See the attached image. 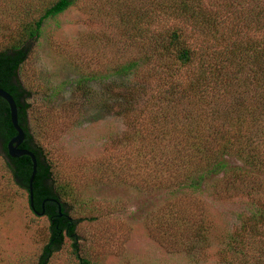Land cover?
<instances>
[{"label":"trees","instance_id":"1","mask_svg":"<svg viewBox=\"0 0 264 264\" xmlns=\"http://www.w3.org/2000/svg\"><path fill=\"white\" fill-rule=\"evenodd\" d=\"M25 1L13 0L12 4H19L17 10L6 11L15 25L8 45L0 50V89L16 105L17 124L24 134L20 148L29 150L36 161L32 209L28 194L31 162L26 156L10 158L6 154V143L15 132L2 99L0 155L13 184L24 191L31 213L48 221L47 241L36 262L46 264L64 237L70 240L72 252H78L75 228L80 219L69 214L78 201L69 184L58 182L53 166L51 174L49 160L28 129L29 92L19 81L18 68L43 22L78 0L43 1L39 9L30 5L38 0ZM2 2L0 12H4ZM145 2L146 8L133 5L130 13L119 18L142 56L113 69L125 78L115 101L119 116L127 117L132 111L130 116L136 121L130 138L135 155L144 159L143 165L153 176L165 178L178 190L197 189L206 175L221 173V181L233 177L245 181L248 189L243 196L260 193L261 202L254 201V210L240 219L238 229L226 239L225 251L219 254L222 264H264V186L254 188V182H247L264 171V0ZM139 67L144 71H138ZM225 158H233L241 167L224 169ZM242 167L249 171H241ZM105 170L112 172L113 168ZM164 213L162 224L168 236L173 232L180 236L184 223L192 226L182 204H171ZM193 228L197 246L205 240L206 230L201 222ZM179 242L185 247L188 244ZM188 247L194 249L191 243ZM76 257L78 264H90Z\"/></svg>","mask_w":264,"mask_h":264},{"label":"rangeland","instance_id":"2","mask_svg":"<svg viewBox=\"0 0 264 264\" xmlns=\"http://www.w3.org/2000/svg\"><path fill=\"white\" fill-rule=\"evenodd\" d=\"M12 1L1 3L0 50L15 25L8 10L19 4ZM43 1L49 0L30 5L39 9ZM145 1H76L43 22L18 68L19 81L29 92L28 129L49 160L51 174L53 166L58 182L69 184L78 201L69 213L80 219L75 228L78 252H72L64 237L46 264H78L76 256L90 264H222L219 252L225 251L227 237L252 213L254 201L261 202L260 193L243 196L245 181L233 177L225 180L229 185L221 181V173L206 175L195 191L175 189L165 178L153 176L135 155L130 138L136 121L132 111L127 117L117 114L115 97L125 78L113 69L142 56L119 18L133 5L146 8ZM225 159L224 169L241 167L233 158ZM247 182L264 186V171ZM171 204L185 206L192 221V226L184 223L180 236H168L162 224ZM199 222L206 233L196 246L192 231ZM47 225L45 217L31 213L0 155V264H36L47 241ZM183 240L194 249L181 245Z\"/></svg>","mask_w":264,"mask_h":264},{"label":"water","instance_id":"3","mask_svg":"<svg viewBox=\"0 0 264 264\" xmlns=\"http://www.w3.org/2000/svg\"><path fill=\"white\" fill-rule=\"evenodd\" d=\"M0 99H2L7 104L10 124L15 132V135L11 139H9L8 142L6 143V154L10 158H19L21 156H26L30 159L31 162V171L28 179V194H29V206L32 209L31 184L35 174L36 161L33 154L29 150L20 148V144L23 141L24 134L22 129L17 124L16 105L12 97L7 92L0 89ZM42 213H43V208L41 206V212L39 213V215H42Z\"/></svg>","mask_w":264,"mask_h":264}]
</instances>
